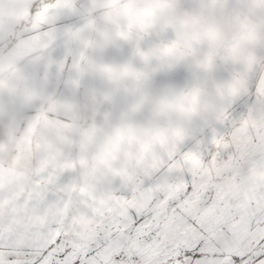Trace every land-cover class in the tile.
Instances as JSON below:
<instances>
[{
	"label": "snow or ice",
	"instance_id": "6c2138e0",
	"mask_svg": "<svg viewBox=\"0 0 264 264\" xmlns=\"http://www.w3.org/2000/svg\"><path fill=\"white\" fill-rule=\"evenodd\" d=\"M0 264H264V0H0Z\"/></svg>",
	"mask_w": 264,
	"mask_h": 264
}]
</instances>
